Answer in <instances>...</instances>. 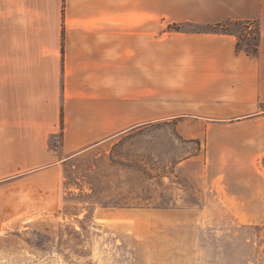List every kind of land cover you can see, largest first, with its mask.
<instances>
[{"label":"crops","instance_id":"obj_1","mask_svg":"<svg viewBox=\"0 0 264 264\" xmlns=\"http://www.w3.org/2000/svg\"><path fill=\"white\" fill-rule=\"evenodd\" d=\"M227 22L258 27L257 56L235 35L166 31ZM184 118L225 133L208 160H264V0H0V229L24 205L13 192L57 205L68 162Z\"/></svg>","mask_w":264,"mask_h":264},{"label":"rangeland","instance_id":"obj_2","mask_svg":"<svg viewBox=\"0 0 264 264\" xmlns=\"http://www.w3.org/2000/svg\"><path fill=\"white\" fill-rule=\"evenodd\" d=\"M181 120V132L161 120L68 162L57 205L13 192L24 205L2 224L0 264H264V160H208L225 133L210 140L209 119Z\"/></svg>","mask_w":264,"mask_h":264},{"label":"trees","instance_id":"obj_3","mask_svg":"<svg viewBox=\"0 0 264 264\" xmlns=\"http://www.w3.org/2000/svg\"><path fill=\"white\" fill-rule=\"evenodd\" d=\"M253 25H254V23H251V22H227V23H222V24L216 25V26L205 27V29L207 28L206 30L209 33L235 35L238 39V43H237L238 51H245L246 53H248L252 56H257L259 53V45H260V31H259L258 27L256 28L255 42L250 43L249 40L245 39L246 45L243 46V48H242V41H241L242 40L241 39L242 33L245 32L246 35H249L250 32L254 31ZM230 26L238 27L239 31L232 32L231 30H229ZM170 29L176 30L178 32H183L181 25H174L173 27H170ZM248 38H250V36Z\"/></svg>","mask_w":264,"mask_h":264}]
</instances>
